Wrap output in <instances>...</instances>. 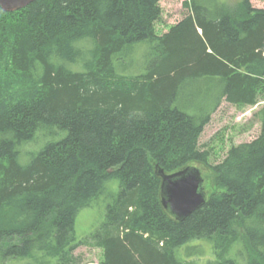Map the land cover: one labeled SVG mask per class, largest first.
Here are the masks:
<instances>
[{
  "label": "trees",
  "instance_id": "16d2710c",
  "mask_svg": "<svg viewBox=\"0 0 264 264\" xmlns=\"http://www.w3.org/2000/svg\"><path fill=\"white\" fill-rule=\"evenodd\" d=\"M186 4L162 35L159 0L0 7V264H79L82 244L103 249L100 264H193L201 245L177 251L194 239L212 243L214 264H238L236 243L244 264H264V105L260 134L221 162L200 145L223 101L264 97V8ZM194 162L220 191L205 177L206 202L178 220L156 167ZM102 200L101 223L77 236L79 212Z\"/></svg>",
  "mask_w": 264,
  "mask_h": 264
},
{
  "label": "rangeland",
  "instance_id": "374dc122",
  "mask_svg": "<svg viewBox=\"0 0 264 264\" xmlns=\"http://www.w3.org/2000/svg\"><path fill=\"white\" fill-rule=\"evenodd\" d=\"M188 1L189 0H159L161 15L155 24L157 34L162 35L169 31L172 26L189 13V8L186 4ZM221 1H223L226 6L235 7L240 5L244 0ZM250 2L253 7L264 8V0H250ZM146 49L147 45L141 44L138 47V52L134 56V64L129 62L126 70H121L120 72L129 73L133 67L137 68L138 63L144 59V55L147 53ZM129 61H132V59ZM263 105L264 97H261L260 101L253 106H237L223 101L220 107L213 113L211 121L205 127L200 138L202 149H212L211 164L221 162L233 144L252 141L260 134V123L257 118H255L254 114ZM190 165L197 166L201 169L203 176L207 179L209 193L220 191V188L212 181L213 173L210 168L204 167L203 164L197 162ZM111 184L113 187L117 188L118 182L115 181ZM105 204L106 202L102 200L93 207L84 208L79 212L75 226L77 236L83 238L88 237L91 231L101 223L105 214ZM188 245H201L199 252L194 257H191L188 262H192L193 264H214L219 260L213 250L212 243L205 239H194L182 246L177 251L180 258H185L184 254H181V251H184L185 247ZM241 246V243H236L231 253L233 256L237 257L238 264H244L246 262V255L238 252ZM74 254L78 258L79 264H100L103 259V249L92 245L82 244L74 251ZM30 263H34V260ZM50 264H54V261L51 260Z\"/></svg>",
  "mask_w": 264,
  "mask_h": 264
},
{
  "label": "water",
  "instance_id": "95a60500",
  "mask_svg": "<svg viewBox=\"0 0 264 264\" xmlns=\"http://www.w3.org/2000/svg\"><path fill=\"white\" fill-rule=\"evenodd\" d=\"M34 1L0 0V7L4 11H16ZM156 174L162 180L161 203L172 217L183 220L206 202L205 177L199 167L188 165L177 172L166 173L157 166Z\"/></svg>",
  "mask_w": 264,
  "mask_h": 264
}]
</instances>
